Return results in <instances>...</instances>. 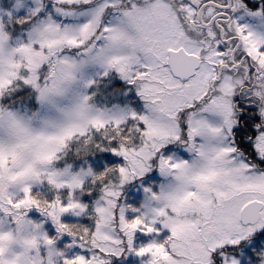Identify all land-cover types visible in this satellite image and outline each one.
<instances>
[{
  "label": "snow or ice",
  "instance_id": "snow-or-ice-1",
  "mask_svg": "<svg viewBox=\"0 0 264 264\" xmlns=\"http://www.w3.org/2000/svg\"><path fill=\"white\" fill-rule=\"evenodd\" d=\"M0 264H264V0H0Z\"/></svg>",
  "mask_w": 264,
  "mask_h": 264
}]
</instances>
